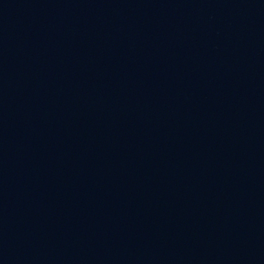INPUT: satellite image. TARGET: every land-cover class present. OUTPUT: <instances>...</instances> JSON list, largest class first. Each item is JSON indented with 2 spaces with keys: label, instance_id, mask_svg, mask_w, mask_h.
I'll list each match as a JSON object with an SVG mask.
<instances>
[{
  "label": "water",
  "instance_id": "obj_1",
  "mask_svg": "<svg viewBox=\"0 0 264 264\" xmlns=\"http://www.w3.org/2000/svg\"><path fill=\"white\" fill-rule=\"evenodd\" d=\"M0 264H264L42 0H0Z\"/></svg>",
  "mask_w": 264,
  "mask_h": 264
}]
</instances>
